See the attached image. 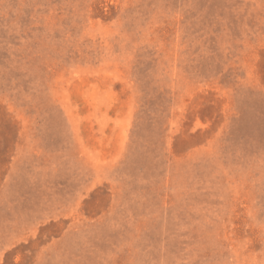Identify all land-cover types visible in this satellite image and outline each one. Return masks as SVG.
<instances>
[{
    "label": "rangeland",
    "instance_id": "374dc122",
    "mask_svg": "<svg viewBox=\"0 0 264 264\" xmlns=\"http://www.w3.org/2000/svg\"><path fill=\"white\" fill-rule=\"evenodd\" d=\"M0 264H264V0H0Z\"/></svg>",
    "mask_w": 264,
    "mask_h": 264
}]
</instances>
